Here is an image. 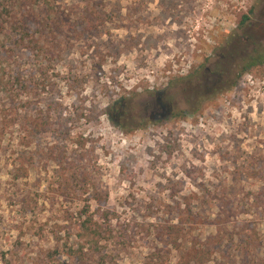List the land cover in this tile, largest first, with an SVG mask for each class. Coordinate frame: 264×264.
<instances>
[{"label": "rangeland", "instance_id": "rangeland-1", "mask_svg": "<svg viewBox=\"0 0 264 264\" xmlns=\"http://www.w3.org/2000/svg\"><path fill=\"white\" fill-rule=\"evenodd\" d=\"M96 1L105 23L75 33L87 3L61 0L58 43L37 33L30 47L0 0V264H75L87 215L104 264H152L185 199L192 236L220 239L218 263L264 264V68L204 83L261 43L264 0ZM20 157L34 159L24 173Z\"/></svg>", "mask_w": 264, "mask_h": 264}, {"label": "trees", "instance_id": "trees-1", "mask_svg": "<svg viewBox=\"0 0 264 264\" xmlns=\"http://www.w3.org/2000/svg\"><path fill=\"white\" fill-rule=\"evenodd\" d=\"M26 1L33 2V0H3L1 14L2 19L7 16L9 19V21H7L12 25V29H15V31L21 35V42H28L30 47H34L38 43L39 38L36 36L37 33L41 34L40 37H43L46 34H51V36H53V46H55L58 43L57 34L60 27L67 23L65 22V18L67 16L61 12V0H35L36 6H27ZM83 1L87 3L88 7L82 9L76 18L75 25L79 27V32L75 29V33L79 35L86 31L90 32V29L93 30L92 25H96L100 20H104L105 23V17H107L105 11L103 13L98 12L97 9L95 13L94 11H91L89 5L96 0ZM248 19V16H244V20L241 24L244 25ZM94 30L97 32L99 31V28L96 26ZM223 65L225 66L226 71L219 73L225 84L228 85V89H232L241 81L243 76L246 73H249L252 69L257 67L264 68V44L259 43L255 45V48L251 52H244L242 55L239 54L235 56L234 61H231L230 58L228 59L227 57H221L219 58V61L215 63L216 68H222ZM199 78H201L200 75L198 76V79ZM193 104L196 105L197 103L192 102V105L189 107L193 108ZM125 111L126 110H123V114ZM120 112H122V109ZM187 113L188 111L183 112L184 115H187ZM43 118H45V116H43ZM116 118L117 124L119 123L120 125V121L122 122V114H120V116L118 115ZM151 122V118H144L143 121H141L142 124H148ZM33 160L34 159L32 157H20L17 160V163H22L23 168L20 169L19 167V171H28L27 165L33 163ZM70 169L72 171V177H74V174L79 173L78 169H75V172L73 168ZM67 181L69 182L70 180ZM260 188L262 190V187ZM263 197L264 189L263 193H261L257 199H263ZM220 201H222V199H220ZM193 205L194 204L191 200L185 199V208L183 210L185 216H183L182 219L184 221V225H168L164 228L163 235L167 240V247L171 248V250H167L166 248H157L155 252L151 254L152 264H173L174 253H178V261L176 264H223L218 263L216 260L218 253L215 248L217 243L220 245V239L216 241L215 237H209L202 243L197 239V237L192 236V231L194 229L193 225H197L199 223V216L194 213L195 211L193 210ZM105 216H107V221H109L110 217L108 212ZM86 217L87 218L83 222V226L80 227L82 232L80 237H83V239L88 241L90 248L87 251H92L93 253H85L84 247H81L78 250H73L74 257L76 258L74 263L88 264L89 258L96 259L98 256L100 261L98 264H104L107 262L108 254L107 252L103 253L100 251V244L103 241L104 233L106 232L92 217L89 215ZM102 249L104 250V248Z\"/></svg>", "mask_w": 264, "mask_h": 264}, {"label": "flooded vegetation", "instance_id": "flooded-vegetation-1", "mask_svg": "<svg viewBox=\"0 0 264 264\" xmlns=\"http://www.w3.org/2000/svg\"><path fill=\"white\" fill-rule=\"evenodd\" d=\"M245 43L250 44L252 39L251 37L248 38H244ZM260 42L263 44L264 43V37L260 40ZM234 57L233 55L230 56V60L234 61ZM223 58V57H222ZM217 68L215 67V64H213V66L211 68H207L206 69V78L204 80V83L206 84V90L205 93H209V92H214L215 91V87H212V91L211 89H209V86H213L216 85L217 83H220L222 81V76L220 75L219 71H217L215 73V70ZM214 71V72H213ZM221 72V71H220ZM219 73V74H218ZM173 114L172 110L170 113L167 114V116H171ZM151 118V120H154V116L149 117Z\"/></svg>", "mask_w": 264, "mask_h": 264}]
</instances>
